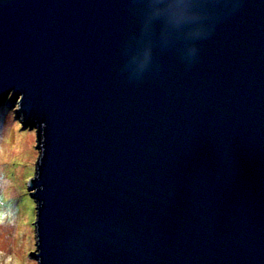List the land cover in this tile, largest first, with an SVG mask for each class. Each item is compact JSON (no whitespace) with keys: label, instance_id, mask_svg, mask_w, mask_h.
I'll list each match as a JSON object with an SVG mask.
<instances>
[{"label":"water","instance_id":"water-1","mask_svg":"<svg viewBox=\"0 0 264 264\" xmlns=\"http://www.w3.org/2000/svg\"><path fill=\"white\" fill-rule=\"evenodd\" d=\"M0 106L39 264H264V0H0Z\"/></svg>","mask_w":264,"mask_h":264},{"label":"rangeland","instance_id":"rangeland-1","mask_svg":"<svg viewBox=\"0 0 264 264\" xmlns=\"http://www.w3.org/2000/svg\"><path fill=\"white\" fill-rule=\"evenodd\" d=\"M17 107L0 106V264H39L37 201L29 189L40 157L37 132Z\"/></svg>","mask_w":264,"mask_h":264},{"label":"trees","instance_id":"trees-1","mask_svg":"<svg viewBox=\"0 0 264 264\" xmlns=\"http://www.w3.org/2000/svg\"><path fill=\"white\" fill-rule=\"evenodd\" d=\"M21 124H22L23 127H25L22 122H21Z\"/></svg>","mask_w":264,"mask_h":264}]
</instances>
